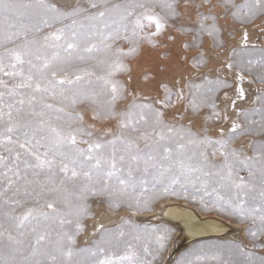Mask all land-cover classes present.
Instances as JSON below:
<instances>
[{
    "label": "snow or ice",
    "instance_id": "1",
    "mask_svg": "<svg viewBox=\"0 0 264 264\" xmlns=\"http://www.w3.org/2000/svg\"><path fill=\"white\" fill-rule=\"evenodd\" d=\"M249 25L264 33V0H0V264H166L174 229L130 217L170 198L243 237L172 264H264V87L239 103L264 86ZM171 29L192 35L193 71L134 87L127 61Z\"/></svg>",
    "mask_w": 264,
    "mask_h": 264
},
{
    "label": "rangeland",
    "instance_id": "2",
    "mask_svg": "<svg viewBox=\"0 0 264 264\" xmlns=\"http://www.w3.org/2000/svg\"><path fill=\"white\" fill-rule=\"evenodd\" d=\"M239 2V0H238ZM221 23H224L221 21ZM257 24H260V21H257ZM229 27H234V38L230 39L228 41L229 45H236L238 41L241 38V30L238 25L232 26L231 23L229 22ZM248 31L250 35V40L256 41L257 38H259L260 42L264 43V33L260 32V28L255 26V25H249L248 26ZM172 35L175 37L174 40H168L166 37L168 35ZM184 42H187L189 44H192L193 38L192 35H181L175 29H171L169 32L165 33V36L161 38L160 43L161 47L157 49H152L147 46H145L140 55L137 56L135 59L127 61L129 64V67L131 68V76H132V82L134 87H138L140 90L150 93L152 95L157 94V88L156 85L158 81L160 80H167L171 82L174 78L179 77L180 75L190 73L193 70L191 69L190 65L186 63L182 58L187 57L189 60H191L193 57L198 55V51L196 49H191L188 51H185L182 47V44ZM211 43L210 38L205 37V47H208ZM169 54L170 59L167 61H164L161 59V57L165 54ZM161 66L166 67V71L161 72ZM204 71H207L205 69ZM145 74H148L150 76H154L155 79L150 80L148 82H145L143 80V77ZM116 79L124 82L127 84L128 82V75H125L123 73L118 74ZM256 85L258 88L264 87L259 84H253ZM232 89H229L231 91ZM223 105H221L222 108ZM212 127V125H209ZM248 138H244L242 141L237 142V146H239L240 143H247ZM249 153H251V149H248ZM170 201H178V202H186L191 205H196L191 203V201H185V200H177L175 198H170L167 200H164L163 202H160L158 205L154 206V214L156 213V210H158L162 204ZM198 206V205H196ZM199 207V206H198ZM200 208V207H199ZM153 214V215H154ZM115 215H125V213H120V214H115ZM152 213L146 214V215H141V216H133L130 217L131 220H133L135 223L140 224V225H149V226H156V225H151L148 224V222H144V220L148 217H151ZM229 219V218H227ZM230 221L233 222V220L229 219ZM88 230L90 229L91 223H93V220H87L85 221ZM119 223V220L113 224H110L108 227H115ZM234 223V222H233ZM238 228H240L238 226ZM241 230V228H240ZM241 233L233 237L232 240L234 239H241L239 236ZM238 236V237H237ZM84 237L80 238L81 243H83ZM231 240L227 241H217V242H210V243H204V245H209V244H218V243H225ZM171 249V245L169 246L168 252ZM168 252L165 254L164 260L166 262V258L168 256ZM179 256V254L172 260V262ZM172 262L168 264H172Z\"/></svg>",
    "mask_w": 264,
    "mask_h": 264
},
{
    "label": "bare ground",
    "instance_id": "3",
    "mask_svg": "<svg viewBox=\"0 0 264 264\" xmlns=\"http://www.w3.org/2000/svg\"><path fill=\"white\" fill-rule=\"evenodd\" d=\"M244 87L249 93V102L239 103L243 107H251L250 98L254 95L258 87L253 84H248L247 82L244 84ZM232 91L233 89L229 92ZM154 216L153 220L156 222H148V224L156 226L166 225L174 229V243L171 245V249L168 252L166 264L169 262L171 263L178 254L180 255L197 245L232 240L233 237L241 233L238 225L226 217L214 213H204L198 206L186 202H166L156 210ZM207 217L217 218V220L205 219ZM119 219L120 216L109 213L104 218L103 222L106 226H109ZM93 223L90 225L89 232L91 231ZM239 237L243 238L241 235Z\"/></svg>",
    "mask_w": 264,
    "mask_h": 264
},
{
    "label": "water",
    "instance_id": "4",
    "mask_svg": "<svg viewBox=\"0 0 264 264\" xmlns=\"http://www.w3.org/2000/svg\"><path fill=\"white\" fill-rule=\"evenodd\" d=\"M192 210H193V209H192ZM205 219L217 220V219H215V218H209V217H207V218H205ZM144 222H150V223H151V222H156V221H155V220H154V221H149V220L145 219ZM177 239H178V238H177ZM177 239H176V240H177Z\"/></svg>",
    "mask_w": 264,
    "mask_h": 264
}]
</instances>
